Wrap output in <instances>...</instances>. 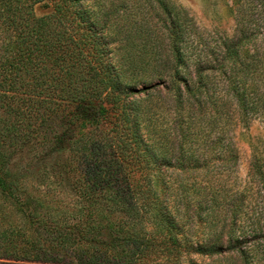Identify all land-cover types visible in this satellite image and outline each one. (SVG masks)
<instances>
[{
	"label": "trees",
	"instance_id": "obj_1",
	"mask_svg": "<svg viewBox=\"0 0 264 264\" xmlns=\"http://www.w3.org/2000/svg\"><path fill=\"white\" fill-rule=\"evenodd\" d=\"M51 3V16L30 9L15 53L0 55L1 192L24 209L28 168L15 157L66 154L85 204L155 211L168 255L264 264V133L242 181L231 130L264 129V0H232L231 33L199 26L170 0ZM24 212L33 232L2 234L0 264H147L163 252L110 224ZM200 227L207 236L195 246Z\"/></svg>",
	"mask_w": 264,
	"mask_h": 264
},
{
	"label": "rangeland",
	"instance_id": "obj_2",
	"mask_svg": "<svg viewBox=\"0 0 264 264\" xmlns=\"http://www.w3.org/2000/svg\"><path fill=\"white\" fill-rule=\"evenodd\" d=\"M144 1L141 0V2ZM170 1L187 9L196 20V23L207 30L219 29L231 33L234 29L235 21L231 11L232 0ZM30 9L36 18L51 16L54 12L51 0H0V55L15 53L16 49L13 46L21 32L19 24L29 17ZM69 109L70 107L66 111ZM153 117L159 119V125L163 124L164 127L167 125L166 122L164 123V117L161 116L160 112ZM106 126L112 127L111 124ZM231 130L239 155L238 180L243 181L250 168L251 143L264 133V129L261 123L255 122L248 129L237 123L234 127L232 126ZM38 153L34 151L28 154H19L15 157L17 169L21 166L28 168L22 183H20L25 189L24 196L21 199L25 202L24 209H21L11 199L7 198L0 190V245L4 243L1 237L4 233L21 231L29 235L32 234L31 220L24 210L26 208L34 210L36 208L47 220L53 219L63 225H66V222L72 225L80 221L82 223L88 219L104 223H101L102 225L110 224L109 226H115L118 230L124 229V234L131 237L151 236L155 241V247L163 252L151 255L147 264H229V262H220L215 257H203L197 254L180 259L174 255H168L165 252V246L160 244L163 237L160 233L159 235L156 234L158 230H155V227L158 224H156L157 219L154 217L155 211H150L151 213H144L143 211L139 215H134L128 213L129 211L133 212L130 207L120 204L114 207L104 204L96 208L89 207L82 201L76 190L72 188L73 178H66V168H64V166L66 167V154H54L43 158ZM21 172L23 173L22 169ZM72 174L77 175V177L80 176L77 171L72 172ZM133 174L132 172V179L141 180L143 177L140 173H137L133 178ZM148 175L158 184L163 178L161 177L160 180L156 172L148 171ZM165 181L172 183L174 177L170 179L169 176H165ZM238 185H241V181H238ZM111 194L113 192H106V195ZM138 197L141 199V196ZM206 236L207 229L200 227L197 235L193 238L194 245L197 246V242L201 241L198 239H203ZM0 262L6 263L2 259H0Z\"/></svg>",
	"mask_w": 264,
	"mask_h": 264
}]
</instances>
